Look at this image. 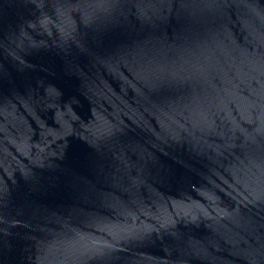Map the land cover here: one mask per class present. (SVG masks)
Wrapping results in <instances>:
<instances>
[{
	"label": "water",
	"instance_id": "1",
	"mask_svg": "<svg viewBox=\"0 0 264 264\" xmlns=\"http://www.w3.org/2000/svg\"><path fill=\"white\" fill-rule=\"evenodd\" d=\"M0 264H264V0H0Z\"/></svg>",
	"mask_w": 264,
	"mask_h": 264
}]
</instances>
